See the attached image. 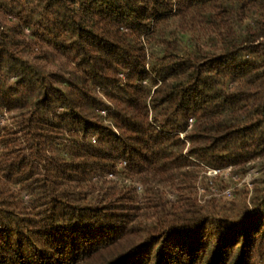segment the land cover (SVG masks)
I'll return each instance as SVG.
<instances>
[{"label":"trees","instance_id":"obj_1","mask_svg":"<svg viewBox=\"0 0 264 264\" xmlns=\"http://www.w3.org/2000/svg\"><path fill=\"white\" fill-rule=\"evenodd\" d=\"M0 264H264V0H0Z\"/></svg>","mask_w":264,"mask_h":264},{"label":"rangeland","instance_id":"obj_2","mask_svg":"<svg viewBox=\"0 0 264 264\" xmlns=\"http://www.w3.org/2000/svg\"><path fill=\"white\" fill-rule=\"evenodd\" d=\"M229 172H230V169L227 168V169H223V170H215V171H210L209 173L210 174H214V173H218L220 176L224 177V178H227L228 175H229ZM208 173V174H209ZM228 174V175H227ZM258 176H260L259 174H255L253 171H250L249 173H247L241 180H238L236 178H234L235 176H233V178H231L229 180V189H235V188H239L240 186H242L244 183L249 186L250 185V182L253 180V178H257ZM244 182V183H243ZM227 191H225L226 193ZM224 194V193H223Z\"/></svg>","mask_w":264,"mask_h":264}]
</instances>
